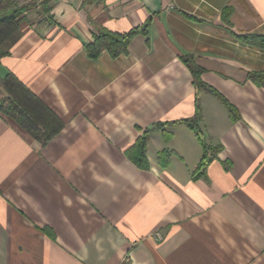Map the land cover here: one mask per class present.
I'll use <instances>...</instances> for the list:
<instances>
[{
    "label": "crops",
    "instance_id": "crops-1",
    "mask_svg": "<svg viewBox=\"0 0 264 264\" xmlns=\"http://www.w3.org/2000/svg\"><path fill=\"white\" fill-rule=\"evenodd\" d=\"M16 1L0 77L64 126L44 145L0 112V264H264V87L249 77L264 48L236 37L264 35V0ZM148 21L128 52L88 56L103 29ZM145 135L142 168L129 151Z\"/></svg>",
    "mask_w": 264,
    "mask_h": 264
},
{
    "label": "trees",
    "instance_id": "trees-1",
    "mask_svg": "<svg viewBox=\"0 0 264 264\" xmlns=\"http://www.w3.org/2000/svg\"><path fill=\"white\" fill-rule=\"evenodd\" d=\"M49 1L44 0V3L47 4ZM27 6L20 5L16 0H0V59L9 54L12 45L18 41L21 19L24 18L22 15L28 9ZM225 10H228V8ZM149 25L150 22L148 21L145 25L130 29L127 33L103 29L87 45L88 56L96 59L104 50H108L113 57L128 52V47L133 37L140 33L147 34ZM236 37L245 44L259 47L260 49L264 48V35L244 34ZM183 59L193 71L198 90H208L217 96L229 109L230 115L234 117V114H237L236 107L228 102L221 93L201 79L200 76L203 69L194 62V57L184 56ZM249 77L256 84L264 87V72H249ZM0 92H2L0 112L15 119L17 124L42 144L45 145L50 142L63 128V120L14 73L10 72L5 78L0 77ZM199 102V99H197V109L194 118L183 120V122L193 128H196L198 121L202 119V110ZM165 135L169 139L170 134L167 133ZM147 143L148 136H142L133 144L129 151L130 158L142 168H147L149 164L146 157ZM203 165H205L204 161Z\"/></svg>",
    "mask_w": 264,
    "mask_h": 264
},
{
    "label": "rangeland",
    "instance_id": "rangeland-1",
    "mask_svg": "<svg viewBox=\"0 0 264 264\" xmlns=\"http://www.w3.org/2000/svg\"><path fill=\"white\" fill-rule=\"evenodd\" d=\"M2 93L0 94V97H1Z\"/></svg>",
    "mask_w": 264,
    "mask_h": 264
},
{
    "label": "built area",
    "instance_id": "built-area-1",
    "mask_svg": "<svg viewBox=\"0 0 264 264\" xmlns=\"http://www.w3.org/2000/svg\"><path fill=\"white\" fill-rule=\"evenodd\" d=\"M39 1H41V0H39Z\"/></svg>",
    "mask_w": 264,
    "mask_h": 264
}]
</instances>
